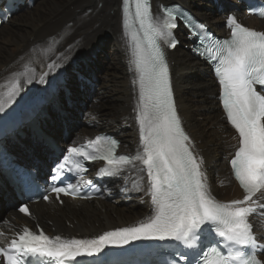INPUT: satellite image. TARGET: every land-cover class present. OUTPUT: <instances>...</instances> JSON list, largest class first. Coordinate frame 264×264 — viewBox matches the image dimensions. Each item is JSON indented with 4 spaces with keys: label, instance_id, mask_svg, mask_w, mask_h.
<instances>
[{
    "label": "bare ground",
    "instance_id": "6f19581e",
    "mask_svg": "<svg viewBox=\"0 0 264 264\" xmlns=\"http://www.w3.org/2000/svg\"><path fill=\"white\" fill-rule=\"evenodd\" d=\"M10 1L14 15L0 26V96L17 81L19 88L10 103L4 97L5 110L20 98L29 99L45 90L59 75L66 80L50 105H46L29 125L18 127L9 138L11 144H19L28 151H20L21 161L41 173L53 161V149L88 140L102 129L111 131L121 141L120 151H139L136 119L139 85L132 44L123 30L122 1ZM173 3L183 5L216 34L225 32L228 35L224 20L229 14L250 28L264 31V19L246 15L241 10L242 3L237 0H152L154 14H158L160 5ZM176 34L181 37L179 29ZM180 42V46L167 52L178 116L190 137L192 150L203 160L202 170L212 197L224 202L242 199L243 194L231 178L227 163L239 141L222 117L215 98L218 85L208 67L185 49L189 44L183 37ZM101 51L108 59L96 69L94 58H99ZM75 71H80L83 77L74 83L72 74ZM41 76H44V83H40ZM85 81L96 87L89 88ZM80 89L83 94L76 98L81 110L77 112L78 118L72 120L70 114L75 108L73 103L65 105L64 100L70 97L69 90L79 94L77 90ZM48 120H54L55 126L48 125L47 133L42 125H47ZM37 152L40 153L37 155ZM95 166L93 164L92 169ZM148 185L144 172L135 163L104 183L95 201L66 198L62 206L54 201L39 202L32 207V220L42 224L49 233L53 230L90 239L117 226L150 219L154 207ZM120 188H123L122 193L118 192ZM16 191L21 195L14 184L0 174V209L6 210V217L2 215L0 221L1 242L7 243L18 226L33 223L16 211ZM257 197L259 203L264 204V193ZM127 198L133 201L129 205L123 203ZM251 221L264 243V219L254 216ZM260 258L264 261V250Z\"/></svg>",
    "mask_w": 264,
    "mask_h": 264
},
{
    "label": "snow or ice",
    "instance_id": "6c2138e0",
    "mask_svg": "<svg viewBox=\"0 0 264 264\" xmlns=\"http://www.w3.org/2000/svg\"><path fill=\"white\" fill-rule=\"evenodd\" d=\"M122 10L125 35L133 42L139 74L136 119L142 150L135 156L118 155L116 140L97 136L86 146L69 147L51 179L60 180L65 172H86L87 168L74 157L104 161L107 167L101 173L105 176L119 175L139 162L149 181L154 215L147 222L106 231L95 239L49 237L43 230L37 233L25 227L8 246H0L3 264H34L35 258L52 264H72L78 257L97 256L108 246L139 240L175 241L193 250L194 258L202 257V264H264L255 254L264 245L258 243L249 219L257 207L264 209L257 197L264 193V31L245 27L235 16H229V23L234 25L231 38L205 47L206 58L218 62L215 70L222 88L223 108L239 136V147L230 163L244 196L220 203L208 191L203 160L194 154L190 137L181 125L168 64L158 43L176 47L173 34L179 27L178 20L195 37L204 26L194 24L178 9L163 7L162 18L154 16L150 0H122ZM259 14L264 16V11ZM44 82L41 76L40 83ZM256 85L261 86L260 91ZM18 88L17 81L0 96V112L5 110L4 97L10 103ZM88 147L91 151L86 150ZM76 188L75 184L53 186L51 192L59 199L60 194L69 195ZM43 199L47 201L49 196ZM19 211L30 215L26 205ZM212 233L219 240L204 250L202 237ZM179 259L194 264L188 254H181Z\"/></svg>",
    "mask_w": 264,
    "mask_h": 264
},
{
    "label": "rangeland",
    "instance_id": "374dc122",
    "mask_svg": "<svg viewBox=\"0 0 264 264\" xmlns=\"http://www.w3.org/2000/svg\"><path fill=\"white\" fill-rule=\"evenodd\" d=\"M225 21V20H224ZM7 28V27H6ZM6 28H4V29H6ZM1 38V37H0ZM0 41H1V39H0ZM102 52V51H101ZM100 54V56H103L102 58H100V56H99V58H97V57H95L94 58V66L96 67V69H98V66H100V64L102 63H104L105 61H106V59H108V57H107V55L105 54V53H99ZM102 54V55H101ZM103 60V61H102ZM100 69V68H99ZM74 83H75V81H73ZM86 86H89V88H92V89H94L95 87H96V84H92V83H87V85ZM77 91H80L81 93H79V94H76L75 93V90H73V91H71L70 92V99H67V100H64V103H65V105H69V106H71V104L73 103V106H74V108L76 109H74V111L72 112V114H70L71 115V117H72V120H76L77 118H78V116H77V112H79L81 109V106H79V99H77L76 97H77V95H82L83 93H82V89H80V90H77ZM91 100L92 101H95V98L94 97H92L91 98ZM100 109V108H99ZM58 116V114H55V117H57ZM50 120H48V124L46 125V123H44V129H46V131L47 132H49V130H48V125H54L55 126V122H54V120H52V121H50ZM102 125L103 126H105L103 123H102ZM104 129H102V131H100V132H107V133H110V134H112V135H114L115 137H116V135L114 134V133H112L111 131H109V130H104ZM60 131L62 132V134L64 133L63 131H62V129H60ZM99 132V133H100ZM29 136H31L30 134H29ZM30 138V137H29ZM117 138V137H116ZM24 141H25V139H23V143H24ZM40 143H42V142H40ZM43 144V143H42ZM14 152L20 157V159H21V155H20V151L22 150V151H25V152H28L26 149H24V148H22L21 147V145H19V144H14ZM45 147H47L46 145H44ZM48 148V147H47ZM49 149V148H48ZM50 151V150H49ZM50 152H52V151H50ZM40 152H37V155L39 154ZM227 163H228V161H227ZM48 168H46V170H47ZM41 174H44V172L42 171L41 172ZM133 201L132 200H130V199H126L123 203L125 204V205H129L130 203H132ZM3 205H5L4 204V202H3ZM95 206V205H94ZM16 207V206H15ZM98 210V209H97ZM2 215H5V217H6V210H2V208L0 209V218L2 217ZM142 222H145L144 220H142ZM134 223V224H133ZM135 223H137V222H134V221H132L130 224H127V225H125V227H128V226H134L135 225ZM39 225H41V224H39ZM41 227H43V225H41ZM45 229V228H44ZM82 239V238H81Z\"/></svg>",
    "mask_w": 264,
    "mask_h": 264
}]
</instances>
